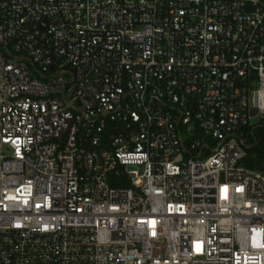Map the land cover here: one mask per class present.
Returning a JSON list of instances; mask_svg holds the SVG:
<instances>
[{"label": "built area", "instance_id": "2783aa9c", "mask_svg": "<svg viewBox=\"0 0 264 264\" xmlns=\"http://www.w3.org/2000/svg\"><path fill=\"white\" fill-rule=\"evenodd\" d=\"M264 0H0V264H264Z\"/></svg>", "mask_w": 264, "mask_h": 264}, {"label": "trees", "instance_id": "16d2710c", "mask_svg": "<svg viewBox=\"0 0 264 264\" xmlns=\"http://www.w3.org/2000/svg\"><path fill=\"white\" fill-rule=\"evenodd\" d=\"M247 155L244 164L251 169L264 170V119L245 129Z\"/></svg>", "mask_w": 264, "mask_h": 264}]
</instances>
